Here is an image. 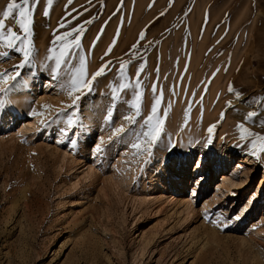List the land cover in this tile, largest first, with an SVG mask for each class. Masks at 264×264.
<instances>
[{"label": "rangeland", "instance_id": "374dc122", "mask_svg": "<svg viewBox=\"0 0 264 264\" xmlns=\"http://www.w3.org/2000/svg\"><path fill=\"white\" fill-rule=\"evenodd\" d=\"M8 3L0 0V18ZM5 23L19 31L11 17ZM80 26L88 72L111 63L70 125L79 93L49 86L46 56L54 35ZM31 28L38 55L16 80L21 55L0 56V73L10 74L0 78V264H264V140L241 139L237 127L264 135L245 121L252 111L264 120V0H40ZM72 45L69 37L64 50ZM141 64L142 115L160 99L167 118L158 143L134 149L141 128L124 119L135 110L123 100ZM120 82L129 88L113 103ZM184 132L186 150L177 147ZM201 153L199 182L183 192L153 187L159 172L183 166L175 154L190 159L188 170ZM236 161L244 172L219 186Z\"/></svg>", "mask_w": 264, "mask_h": 264}, {"label": "snow or ice", "instance_id": "6c2138e0", "mask_svg": "<svg viewBox=\"0 0 264 264\" xmlns=\"http://www.w3.org/2000/svg\"><path fill=\"white\" fill-rule=\"evenodd\" d=\"M39 3L40 0H9V3L6 5V8L2 13L3 18H0V46H6L10 50L8 52L0 53V56L7 58L12 53H18L21 55L22 59V62L19 65L13 66V71L15 72V75L12 77L13 80H16L21 75V71L31 64L34 57L38 55V50L35 49L34 42L30 37L32 36L31 25L33 23L34 12ZM48 3L51 4L52 0H48ZM69 3H71V0H69ZM44 15L46 17L49 15L47 8L44 11ZM10 17L14 20L15 27L18 28L19 31H16L14 27H8L6 25L5 21ZM86 23H90V21ZM59 27L63 28L64 24L61 23ZM84 31L85 29L83 26H80L76 36H73L71 32H66L62 35H54V39L49 45L48 55L46 56V59L54 62L53 66L48 69L50 76L49 86H54L52 82L63 81L59 86L63 90H66L69 96H73L74 93H79V95H75L72 105L69 106L72 109V112L69 113L70 125L72 124L71 116L79 115V106L77 102L83 96L93 93L96 90L95 83L97 79L102 76H107L108 71H110L108 65L111 62L109 61L102 64L95 72H92L91 74L88 72L86 63L87 55H79V52L82 49L79 37L83 35ZM69 37L72 39L73 45L71 50L65 51L64 49L67 46ZM143 38L144 33L142 32L140 34V39L142 40ZM136 47L137 46L134 45L133 50L136 49ZM74 58H78L76 63H73ZM69 65H71V67H69ZM127 66V62L120 63L119 68L117 69L116 80L123 81L126 78ZM106 69H108V71H106ZM142 71L143 65L141 64L137 67V77L131 101L129 102L128 99L123 100V103L127 108H134L135 110L124 116V119L127 120L131 127H135L139 124L141 128V131L134 133L136 138V142L132 144L134 149L141 148L140 141L142 139L146 140L147 143L151 145L158 143L160 135L163 132V125L167 118V111L160 113L158 110V105L161 102L160 99H156L153 102L150 112L146 117L142 115L143 100L142 93L139 92L141 85L140 73ZM9 75L10 74L7 72L0 73V78L7 79ZM128 88L129 84L123 82H120L114 87L110 97L113 103H116L121 99L119 90H127ZM152 90L155 94V84L153 85ZM229 91H233L231 85L229 86ZM261 106L264 107V102H261ZM57 115H60V113H57ZM115 115L116 110L110 108L106 112V122L112 123ZM259 115L260 113L256 111L248 112L245 115V121L253 120L254 123H259L261 126H264V120L256 119ZM214 127V125L209 127V133L213 131ZM237 127L242 130L241 139L245 138L243 133L247 132L249 136H256L257 139L264 140V135L249 132L248 129L244 127V123H239ZM117 131L124 132L125 130L121 127L120 129H117ZM253 144H255V141H253ZM253 154L255 155L254 152Z\"/></svg>", "mask_w": 264, "mask_h": 264}, {"label": "bare ground", "instance_id": "6f19581e", "mask_svg": "<svg viewBox=\"0 0 264 264\" xmlns=\"http://www.w3.org/2000/svg\"><path fill=\"white\" fill-rule=\"evenodd\" d=\"M49 84V83H48ZM30 120H32V119H24V120H22V122H20L21 123V125H24V124H27V123H31V121ZM181 129V128H180ZM186 129V128H185ZM184 130V129H183ZM170 131V130H169ZM171 132V131H170ZM185 132H186V130H185ZM185 132H184V134H182L181 135V137H179V142L177 143L178 144V149L179 148H181L182 146H184V148H185V150L186 149H188V148H190V146H191V144H192V142H188L186 139H188V138H186V136L185 135H187V133L185 134ZM187 136H189V135H187ZM173 138V137H172ZM163 140H166V139H163ZM167 141V140H166ZM165 141V142H166ZM163 144H165V143H163ZM162 146V145H161ZM193 146V145H192ZM201 145L199 144V147H200ZM164 147V146H163ZM162 147V148H163ZM177 149V150H178ZM183 149V148H182ZM203 146H201V148H200V151L199 152H202L203 151ZM181 150V149H180ZM210 151H214V147H211V149H210ZM216 151V150H215ZM211 153V152H210ZM222 153V152H221ZM202 153L200 154V158H199V160L195 163V164H193L188 170H187V168L185 169V166L187 165V161L188 160H190V159H188V158H186L184 155L182 156V157H180L179 158V156L177 155V154H175V162L177 163V166H179V165H183V166H181V167H175V169H174V171H172L171 173H169L168 174V172L167 171H163V173H161V172H159L158 174H157V177H156V181H155V183H154V186L153 187H156V186H158V185H161V188L162 189H165V188H168V189H170V190H179V191H182L183 192V190L185 189V188H187L188 186H190V185H192V184H194V183H197V182H199L200 180H201V178H199V176H200V173L199 172H201V166H202ZM163 159H165L164 157H163ZM163 159H161V161L163 160ZM173 159V160H174ZM228 159H231V157H229ZM220 161H222L221 160V157H217L216 158V161L214 162L215 164L214 165H218L219 163H220ZM159 166V165H158ZM240 172H244V168H243V166H241L239 163H238V161H236V166H230L229 167V169L228 170H226V172L224 173V178H223V180H221V181H219V183H218V185L219 186H222V185H226V183H225V181L227 182L228 180L231 182V183H234V181H233V179L231 180L230 178H231V176L230 175H232L233 173H240ZM170 175L171 176H173V177H175V179L174 180H171V181H169L168 179H169V177H170ZM163 179H166V182H162V180ZM225 179V180H224ZM236 181V180H235ZM230 182H228V183H230ZM238 182H242V179H238ZM230 183V184H231ZM218 188V187H217ZM164 191V190H163ZM186 200V199H185ZM184 200V201H185ZM64 246V244L63 243H61V245H60V249L62 248ZM9 262V261H8ZM6 263H7V261H6Z\"/></svg>", "mask_w": 264, "mask_h": 264}]
</instances>
